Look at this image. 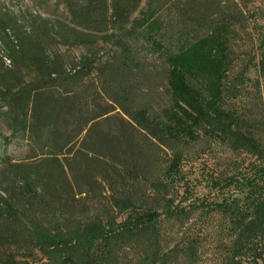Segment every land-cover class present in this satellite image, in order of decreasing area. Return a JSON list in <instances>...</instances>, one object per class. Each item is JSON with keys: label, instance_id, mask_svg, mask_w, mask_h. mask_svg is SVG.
<instances>
[{"label": "trees", "instance_id": "1", "mask_svg": "<svg viewBox=\"0 0 264 264\" xmlns=\"http://www.w3.org/2000/svg\"><path fill=\"white\" fill-rule=\"evenodd\" d=\"M63 1L69 15L68 23L29 25L28 32L23 30L25 27L15 16L0 13V35L8 42L9 61L16 66L34 63L44 69L43 40L89 46L96 43L98 37L114 39L129 61L130 49L124 40L143 39L153 52L165 59L170 105L153 119L145 110H138L132 116L138 130L156 133L163 143L180 147L205 140L218 142L231 150L249 149L259 157L263 155L264 106L260 98H256L252 106H247L224 88L231 47L236 39L232 25L242 19L244 11L254 0H147L144 11L132 20L142 0ZM197 4L205 6L207 12L187 11ZM165 12L171 14L168 20H164ZM108 13L113 23L124 29L119 36L101 29L103 16ZM263 67L261 62L260 69ZM56 74L52 72L50 75ZM21 93L23 95L24 90ZM47 99H53V96L42 90L29 96L26 107L14 116V120L34 142L47 147L48 152L35 165L9 163L3 174L17 179L25 192L37 198L41 209L48 212L61 210L69 216H86L89 210L85 201L91 199L90 192H73L68 185L71 180L75 181V171L71 165L61 164L56 157L72 143L73 130L62 135L54 129L59 107L71 103L65 97L54 99L52 113L45 119L40 116V109ZM82 131L79 129L74 136ZM144 131L139 133L146 138L148 134ZM125 146L129 151L135 144L126 141ZM92 161L108 178L110 187L116 182L114 176H121L124 181L118 168L130 169L135 175L138 173L134 161L122 163L112 155ZM153 185L154 192L161 190L160 183ZM258 191L246 206L232 200L174 210L166 201L161 213L145 204L136 205L131 193L129 197L113 199L117 216L127 214L119 221L110 212L103 217L96 214L81 220L64 218L35 238L21 232L13 212V194H8V198L0 195V246L32 244L46 260L39 264H202L205 232L200 228L209 222L208 215L219 213L227 236L220 264H256L258 260H264V186ZM82 194L85 198L77 197ZM198 209L207 217L194 231L188 218ZM164 220L176 221L172 231L162 230ZM0 264L37 263L18 260L15 254H7L0 259Z\"/></svg>", "mask_w": 264, "mask_h": 264}, {"label": "rangeland", "instance_id": "2", "mask_svg": "<svg viewBox=\"0 0 264 264\" xmlns=\"http://www.w3.org/2000/svg\"><path fill=\"white\" fill-rule=\"evenodd\" d=\"M146 1H141L131 20L144 11ZM193 10L207 12L206 7L199 4L187 11ZM0 13L15 16L25 27V32H28L29 25L38 27L43 23L69 22L63 0H0ZM109 14L103 16L101 29L119 36L124 29L113 23ZM170 16V12L163 14L164 20ZM232 28L236 39L231 47L224 88L247 106H252L256 98H260L264 106V67L260 69V63L264 65V0H254ZM114 42V39L98 37L92 45L79 46L43 40L45 68L39 69L34 63L16 66L9 61L8 42L0 35V195L8 198V194H13L14 216L26 236L35 238L64 218L81 220L96 214L103 217L107 212L117 216L113 199L126 198L131 193L136 205L145 204L161 213L166 201L174 210L232 200L246 206L264 186V142L263 155L259 157L249 149L231 150L218 142L205 140L180 147L163 143L156 133L138 130L132 121L138 110H145L153 119L170 105L167 65L165 59L153 52L143 39L124 40L130 49L129 61ZM52 72L57 74L50 75ZM41 90L53 96L41 107L42 118L52 113L54 99L65 97L71 103L59 107L54 129L62 135L73 130L72 143L56 157L61 164H69L75 171V181L71 180L68 185L73 192H90L91 199L85 201L89 210L86 216H69L61 210L48 212L41 209L37 198L25 192L17 179L3 174L9 163L38 164L49 150L42 143L34 142L14 120V116L26 107L27 98ZM13 93L17 95L12 96ZM79 129H83L82 133L74 136ZM140 131L148 136L142 137ZM126 141L134 142V148L127 151ZM111 155L122 163L134 161L138 173L135 175L130 169L118 168L124 181L121 176H114L116 182L110 187L108 178L92 159ZM154 183L161 184L160 191L152 190ZM77 197L85 198V194ZM126 215L117 216V220ZM206 217L201 209L194 210L189 214L188 223L197 231ZM207 220L209 224L200 228L205 232L202 264H220L221 250L227 240L223 218L219 213H211ZM175 223L164 220L162 230L172 231ZM7 254L37 264L46 261L32 244L1 245L0 259ZM256 264H264V260H258Z\"/></svg>", "mask_w": 264, "mask_h": 264}]
</instances>
